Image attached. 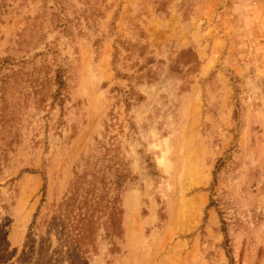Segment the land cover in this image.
I'll use <instances>...</instances> for the list:
<instances>
[{
    "label": "rangeland",
    "instance_id": "obj_1",
    "mask_svg": "<svg viewBox=\"0 0 264 264\" xmlns=\"http://www.w3.org/2000/svg\"><path fill=\"white\" fill-rule=\"evenodd\" d=\"M0 0V264H264V0Z\"/></svg>",
    "mask_w": 264,
    "mask_h": 264
},
{
    "label": "built area",
    "instance_id": "obj_2",
    "mask_svg": "<svg viewBox=\"0 0 264 264\" xmlns=\"http://www.w3.org/2000/svg\"><path fill=\"white\" fill-rule=\"evenodd\" d=\"M251 1H252V3H253V4H256V3H257V1H256V0H251Z\"/></svg>",
    "mask_w": 264,
    "mask_h": 264
}]
</instances>
